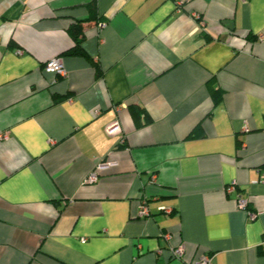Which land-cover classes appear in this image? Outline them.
I'll list each match as a JSON object with an SVG mask.
<instances>
[{
    "label": "crops",
    "instance_id": "obj_1",
    "mask_svg": "<svg viewBox=\"0 0 264 264\" xmlns=\"http://www.w3.org/2000/svg\"><path fill=\"white\" fill-rule=\"evenodd\" d=\"M262 171L264 0H0V264H264Z\"/></svg>",
    "mask_w": 264,
    "mask_h": 264
},
{
    "label": "built area",
    "instance_id": "obj_2",
    "mask_svg": "<svg viewBox=\"0 0 264 264\" xmlns=\"http://www.w3.org/2000/svg\"><path fill=\"white\" fill-rule=\"evenodd\" d=\"M245 1V0H244ZM198 17V16H197ZM104 24V23H103ZM102 23L99 24V26H103ZM43 68L48 71V72H53L56 74H60V75H65V70L63 68V64L61 61V58L59 57H53L51 59H49L48 61H46V63L43 65ZM119 128V124L118 121H114L111 125H109L107 127V132L108 133H112L113 131L118 130ZM102 165H98L97 168L95 170H93L87 177L86 182L88 183H94L98 180V172L97 170L101 169ZM260 180L261 182H264V171H262V175L260 176ZM235 189L234 185H230L229 187H227V192H233ZM236 201H237V205L239 208H246V200L242 197V195L238 192L236 194ZM167 211H170V209H168ZM150 211L146 206V203H142L139 206V210H138V215L144 218H148L150 216ZM257 213L249 211V219L253 220L255 219ZM165 238H169L170 234L169 233H165ZM84 240V239H83ZM184 249V245H179L176 248L172 249V255L174 257H179L181 256L182 252ZM262 249H264V245H262ZM191 264H211V260L210 257L206 254L201 255L200 257H198L197 259H195Z\"/></svg>",
    "mask_w": 264,
    "mask_h": 264
},
{
    "label": "trees",
    "instance_id": "obj_3",
    "mask_svg": "<svg viewBox=\"0 0 264 264\" xmlns=\"http://www.w3.org/2000/svg\"><path fill=\"white\" fill-rule=\"evenodd\" d=\"M91 10L93 11V13H92L93 15L92 16H94L95 15L94 4L91 5ZM70 31H71V35L73 36V39L75 41V46L71 47L67 53L80 52L79 45H80V42L83 39V31H82V26L80 24V20L74 22V24L72 25ZM96 71H97V74H98L99 69H96ZM211 92H212L214 103L215 104L219 103L220 100H221V93L218 90V88H214L212 86V91ZM136 109L135 110L138 111V112H139V110H141L140 108H136ZM194 135H195V132L193 130L192 132L189 133L188 137H192Z\"/></svg>",
    "mask_w": 264,
    "mask_h": 264
}]
</instances>
